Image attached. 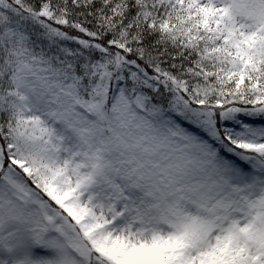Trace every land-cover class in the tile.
Here are the masks:
<instances>
[{
	"label": "snow or ice",
	"instance_id": "6c2138e0",
	"mask_svg": "<svg viewBox=\"0 0 264 264\" xmlns=\"http://www.w3.org/2000/svg\"><path fill=\"white\" fill-rule=\"evenodd\" d=\"M0 264H264V0H0Z\"/></svg>",
	"mask_w": 264,
	"mask_h": 264
}]
</instances>
